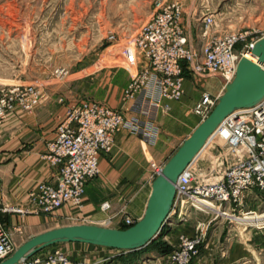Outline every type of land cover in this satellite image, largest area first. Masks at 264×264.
<instances>
[{
    "label": "built area",
    "instance_id": "built-area-1",
    "mask_svg": "<svg viewBox=\"0 0 264 264\" xmlns=\"http://www.w3.org/2000/svg\"><path fill=\"white\" fill-rule=\"evenodd\" d=\"M183 13L180 0L164 1L155 8L134 38L138 68L124 89L123 101H134L136 113L127 118L120 109L92 99L67 105L45 155L58 169L55 181L39 183L22 205L4 204V212L17 213L21 217L54 215L65 204L81 210L86 184L100 174V157L103 153L112 152L119 131L128 129L153 140L158 135L155 124L158 115L171 109L169 101L180 100L184 96L186 76L197 80L213 77L224 81L233 79L245 52L236 50L241 36L237 33L212 34L216 20L213 15L204 14L200 18L204 42L196 47L187 33ZM255 41L247 46V51H251ZM68 74L69 71L63 67L54 71V76L60 80L66 79ZM43 93V88L38 85L1 87L0 123L18 107L27 112L35 110ZM218 97L210 91H203L193 109L200 120L209 115ZM60 101L64 102V97ZM208 141L211 146L202 148V157L194 158L179 175L171 215L187 220L190 210L204 211L208 208L218 216L236 218L263 214L264 211L258 212L252 202L258 200L256 207L264 206V100L229 114ZM206 160L210 165L202 169L200 163ZM162 166H156L154 176ZM198 198L210 199L212 206L199 204ZM110 206L105 201L101 208L108 210ZM111 220L112 217L108 218V222ZM135 222L133 218L126 217L123 224L131 226ZM23 229L19 225L15 231L22 233ZM12 235L0 222V261L16 249ZM200 241V238L184 232L178 249L168 259L175 264H185L196 252ZM71 262L67 253L55 250L46 254L38 252L20 264Z\"/></svg>",
    "mask_w": 264,
    "mask_h": 264
},
{
    "label": "rangeland",
    "instance_id": "rangeland-1",
    "mask_svg": "<svg viewBox=\"0 0 264 264\" xmlns=\"http://www.w3.org/2000/svg\"><path fill=\"white\" fill-rule=\"evenodd\" d=\"M164 1L169 0H0V88L44 85L65 89L71 84L77 87L82 79L94 84L95 75L109 68H119L132 77L139 62L134 38L155 8ZM180 1L187 12L197 8L198 18L204 14L213 15L216 25L212 28V34L240 35L236 45L238 52L247 51L248 45L264 35V0ZM192 34L193 44L199 47L204 42L200 26L193 25ZM61 67L69 71L64 80L54 76L55 69ZM219 78L198 79L200 85L194 83L195 89L217 95L222 83V78ZM77 89L81 92V88ZM97 94L98 90L91 86L86 98L93 100ZM170 110L163 114H168ZM188 120V126L180 135L182 137L173 144H168L174 137L164 132L163 125L159 139L154 143L141 139L146 158L145 181L156 177L157 174L153 175L156 166L164 164L162 162H166L180 146L181 138L188 136L201 121L192 113H189ZM210 146L209 142L206 148ZM200 165L204 169L210 165V161H203ZM130 199L123 206L126 207ZM253 202L258 212L264 211V206L256 207L258 200ZM198 203L212 206L206 200ZM3 206L1 199L0 212ZM110 209L111 206L104 211ZM78 211L77 216L58 223H46L38 231L67 224L89 223L87 215H81L80 209ZM188 214L187 220L172 216L171 220L183 225L174 229L171 236L167 235L172 228L167 226L163 229L155 239V246H152H161L157 249L151 247L133 252L84 244L86 248L76 251L68 248L75 244L60 243L39 253L63 251L73 258L71 264H175L168 258L159 261L168 254L162 248L169 246V253L176 251L185 232L201 239L196 252L190 255L185 264H264V226L261 225L264 218L260 215L243 218L218 216L210 208L204 211L192 209ZM111 222L106 221L105 225L114 227ZM23 230L22 233L13 230L18 235L15 239L12 233L16 248L31 236L30 232Z\"/></svg>",
    "mask_w": 264,
    "mask_h": 264
},
{
    "label": "crops",
    "instance_id": "crops-1",
    "mask_svg": "<svg viewBox=\"0 0 264 264\" xmlns=\"http://www.w3.org/2000/svg\"><path fill=\"white\" fill-rule=\"evenodd\" d=\"M196 14L197 8L193 10L191 8L188 12L184 9L183 21L191 41L193 25L196 24L198 28L201 25L200 18L196 17ZM95 76L94 84L82 79L77 87L71 84L63 89L60 86L44 87L43 85L44 93L35 110L27 112L18 107L0 123V198L2 205L6 203L22 205L27 202L29 192L39 183L55 181L58 169L45 158L48 153V144L55 138L56 127L64 118L67 105L89 99L86 98V94L91 86L98 90L93 100L120 109L127 118L136 113L134 101H123L124 89L131 79L126 71L109 68L98 72ZM194 83L200 85L196 78L193 80L192 77L186 76L184 96L180 100L169 101L171 110L168 114L158 115L155 121L158 135L155 139H146L128 129H123L116 134L112 152L103 153L100 157V174L86 184L84 205L80 214L87 215L90 219L89 223L105 225L108 218L112 217L111 224L114 227H121L126 217H131L136 221L143 215L151 192L152 180L148 182L144 180L146 158L141 139L154 143L159 139L162 125L164 132L174 137L168 144H173L176 139L182 137L180 135L188 126L189 113L195 114L194 105L202 94L201 91L195 89ZM78 87L81 88V92L78 91ZM221 93L220 89L218 94ZM61 97L65 98L64 102L60 101ZM185 137L187 135L181 138L180 143ZM127 199L130 200L125 207L123 203ZM105 201L111 203L109 211L101 208ZM1 211L0 221L11 230L15 235L14 238L18 235L13 230L19 225L32 236L42 232L38 230L46 223H58L73 218L79 213L76 206L72 204H65L54 215L32 214L21 217L17 213ZM259 217L264 218V213ZM68 244H75L68 248L78 251L86 248L83 246L87 243L68 242Z\"/></svg>",
    "mask_w": 264,
    "mask_h": 264
},
{
    "label": "water",
    "instance_id": "water-1",
    "mask_svg": "<svg viewBox=\"0 0 264 264\" xmlns=\"http://www.w3.org/2000/svg\"><path fill=\"white\" fill-rule=\"evenodd\" d=\"M251 53L257 56V61L241 56L235 77L231 81H223V92L212 111L183 139L152 180L145 211L133 225L122 228L78 223L53 227L26 239L0 264H20L43 249L60 243L81 242L135 251L148 246L159 237L172 218L179 175L229 114L264 100V35L254 42Z\"/></svg>",
    "mask_w": 264,
    "mask_h": 264
},
{
    "label": "bare ground",
    "instance_id": "bare-ground-1",
    "mask_svg": "<svg viewBox=\"0 0 264 264\" xmlns=\"http://www.w3.org/2000/svg\"><path fill=\"white\" fill-rule=\"evenodd\" d=\"M243 55H245L246 57H248V58H250L251 60H253V61H257V56L256 55H254V54H252L251 53V51H245L244 53H243ZM235 77V76H234ZM233 77V78H234ZM220 80H221V78H219ZM223 81L224 80H221V89H223V87H224V84H223ZM223 84V85H222ZM222 94V93H221ZM218 95H220V94H218ZM210 138V137H209ZM209 138H208V140H209ZM207 140V142H206V144L205 145H207L210 141H208ZM205 148H206V146H205ZM205 150H203V152H204ZM202 152V153H203ZM201 151L197 154V156L199 157V156H201ZM196 156V157H197ZM196 157H195V159H196ZM193 161V160H192ZM200 200H206V201H208L209 203L208 204H212V201L210 200V199H208V198H198L197 199V202L198 201H200ZM170 223H168V226L170 227V228H172V231H170L169 233H168V235L167 236H171V234H172V232L174 231V229H176V228H180L182 225L181 224H177L178 222H176V221H174V220H171V221H169ZM253 223H255V222H253ZM256 224V223H255ZM257 226H261V225H259V224H256ZM171 256V253H168L166 256H162V258H160L159 259V261L160 262H162V261H164L166 258H169Z\"/></svg>",
    "mask_w": 264,
    "mask_h": 264
},
{
    "label": "trees",
    "instance_id": "trees-1",
    "mask_svg": "<svg viewBox=\"0 0 264 264\" xmlns=\"http://www.w3.org/2000/svg\"><path fill=\"white\" fill-rule=\"evenodd\" d=\"M122 228H126V226H121ZM155 242H156V240H154V241H152L148 246H146V247H144V248H141V249H139V250H135V251H133V252H138V251H142V250H146V249H148V248H151L152 246H155ZM56 245V244H55ZM161 246H159V245H157L156 247H152V248H160ZM163 249V252L164 253H169V246H165V247H163L162 248Z\"/></svg>",
    "mask_w": 264,
    "mask_h": 264
}]
</instances>
